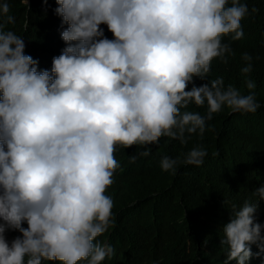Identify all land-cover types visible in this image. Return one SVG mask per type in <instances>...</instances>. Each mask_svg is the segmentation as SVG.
I'll list each match as a JSON object with an SVG mask.
<instances>
[{"label": "clouds", "instance_id": "clouds-1", "mask_svg": "<svg viewBox=\"0 0 264 264\" xmlns=\"http://www.w3.org/2000/svg\"><path fill=\"white\" fill-rule=\"evenodd\" d=\"M258 11L0 0V264H264V144L229 123L261 107L228 40ZM208 156L219 179L197 190ZM139 166L172 181L139 187Z\"/></svg>", "mask_w": 264, "mask_h": 264}, {"label": "trees", "instance_id": "trees-1", "mask_svg": "<svg viewBox=\"0 0 264 264\" xmlns=\"http://www.w3.org/2000/svg\"><path fill=\"white\" fill-rule=\"evenodd\" d=\"M250 3L259 9L256 14H248L242 21L241 25L244 31V38L239 41H231L232 48L240 51L241 53L248 52L252 55L257 70L248 76L247 79H251L256 83L254 89L258 95V101L261 107L255 113H248L243 116H234L229 121L230 129L239 127L242 131L252 138L264 144V0H250ZM258 57V58H257ZM223 126V122H218V128ZM186 147H194L192 144H187ZM139 179L137 184L139 187H152L158 191H163L168 183L172 181V178L165 176L155 170L149 169L146 166H139ZM141 172V175H140ZM192 175L195 178L193 187L197 190H209V186L215 184L219 179V167L217 161L213 157L208 156L205 164L200 169L192 170ZM182 189L179 188L173 194V198L177 199L182 194ZM222 199L224 201L232 199H244V191L240 193L234 192L229 188H226L221 192ZM209 197L217 196L214 192L208 191ZM227 202V203H228ZM183 207L178 204H167L166 209L163 211H156L153 214L147 216L144 219V223H150L154 219H170L175 213L179 212ZM227 210H224V215H227ZM177 249H174L171 253V259L174 260L177 256Z\"/></svg>", "mask_w": 264, "mask_h": 264}, {"label": "bare ground", "instance_id": "bare-ground-1", "mask_svg": "<svg viewBox=\"0 0 264 264\" xmlns=\"http://www.w3.org/2000/svg\"><path fill=\"white\" fill-rule=\"evenodd\" d=\"M140 175H141V172H140Z\"/></svg>", "mask_w": 264, "mask_h": 264}]
</instances>
